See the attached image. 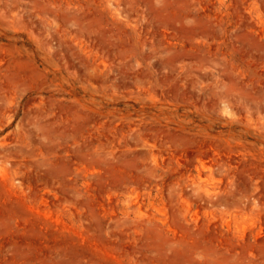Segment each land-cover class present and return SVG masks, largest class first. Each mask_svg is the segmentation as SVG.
I'll return each instance as SVG.
<instances>
[{
  "label": "rangeland",
  "instance_id": "374dc122",
  "mask_svg": "<svg viewBox=\"0 0 264 264\" xmlns=\"http://www.w3.org/2000/svg\"><path fill=\"white\" fill-rule=\"evenodd\" d=\"M0 264H264V0H0Z\"/></svg>",
  "mask_w": 264,
  "mask_h": 264
}]
</instances>
